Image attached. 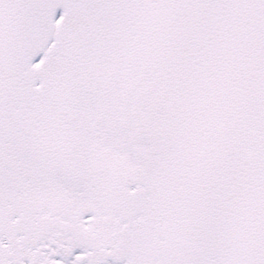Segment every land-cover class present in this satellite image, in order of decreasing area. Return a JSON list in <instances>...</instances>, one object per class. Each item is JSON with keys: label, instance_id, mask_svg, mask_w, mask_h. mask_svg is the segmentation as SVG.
Listing matches in <instances>:
<instances>
[{"label": "snow or ice", "instance_id": "1", "mask_svg": "<svg viewBox=\"0 0 264 264\" xmlns=\"http://www.w3.org/2000/svg\"><path fill=\"white\" fill-rule=\"evenodd\" d=\"M0 264H264V0H0Z\"/></svg>", "mask_w": 264, "mask_h": 264}]
</instances>
